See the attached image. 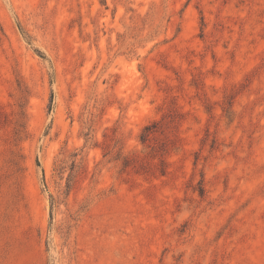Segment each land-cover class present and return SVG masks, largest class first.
<instances>
[{"label": "rangeland", "instance_id": "1", "mask_svg": "<svg viewBox=\"0 0 264 264\" xmlns=\"http://www.w3.org/2000/svg\"><path fill=\"white\" fill-rule=\"evenodd\" d=\"M0 264H264V0H0Z\"/></svg>", "mask_w": 264, "mask_h": 264}]
</instances>
